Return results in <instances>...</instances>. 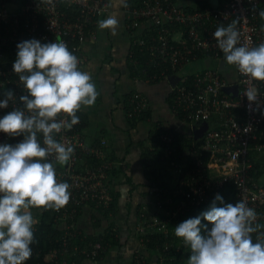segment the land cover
Returning a JSON list of instances; mask_svg holds the SVG:
<instances>
[{
	"label": "built area",
	"instance_id": "2783aa9c",
	"mask_svg": "<svg viewBox=\"0 0 264 264\" xmlns=\"http://www.w3.org/2000/svg\"><path fill=\"white\" fill-rule=\"evenodd\" d=\"M20 1L17 9H10L8 0H0V99L8 89H13L17 96V100L9 101L8 108L0 109V118L22 107L18 97L27 94L13 70L17 44L31 39L41 43L62 40L80 60L78 67L81 69L86 64L84 47L96 40L98 21L110 8L109 0ZM138 1L137 5L126 7V26L133 35L132 44L149 56V64L164 67L159 76L148 75L149 80L178 75L186 64L201 57L226 62L213 34L218 26H227L233 20L237 21L240 33L238 46L251 48L264 43V18L259 15L264 11V0H217L218 5L211 7L201 3L192 9L178 5L177 0ZM147 28L150 30L146 34ZM141 29L144 31L140 32ZM233 66L236 69L234 80H227L217 71H204L190 82L182 79L173 89L175 109L185 120L193 124L205 123L208 127L195 152V163L178 181V202H173L169 195H160L156 214H141L137 228L140 243L145 247L149 236L156 233L163 234L166 240L154 264H175L176 257L182 260L187 256L186 245L170 233L169 223L191 208L211 201L228 183L235 187L237 202L243 200L256 211L255 223L264 222V181L251 174H258L256 160L264 152L260 138L264 130V81L246 77ZM232 86H238L236 96L225 91ZM249 90L256 92L257 103L248 101L245 93ZM146 111L147 100L141 93L134 92L128 97V118L137 120ZM79 125L80 122L55 136L58 142L74 147L70 162L60 166L54 157L49 158L56 167L58 180L70 185L71 199L59 210V225L65 232L63 243L61 248L45 254L46 264H77L69 262L67 257L66 239L74 236L75 228L69 221L75 217L78 207L109 208L117 193L106 141L88 145ZM22 139L23 136L13 138L0 133V144L15 145ZM38 139L42 144V134H38ZM158 140L167 155L176 152L174 147L178 144L173 134L161 133ZM164 203L176 205L164 210ZM160 212H165L169 218L162 219ZM258 234L254 233L253 237ZM73 251L85 256V261H96L105 248L97 242L89 244V249L80 250L76 246ZM135 264L148 263L136 255Z\"/></svg>",
	"mask_w": 264,
	"mask_h": 264
},
{
	"label": "clouds",
	"instance_id": "9594fccd",
	"mask_svg": "<svg viewBox=\"0 0 264 264\" xmlns=\"http://www.w3.org/2000/svg\"><path fill=\"white\" fill-rule=\"evenodd\" d=\"M259 15L264 18V11ZM236 24L233 20L217 27L213 35L218 47L227 64L235 65L246 77L264 81V43L238 46ZM118 25L115 17L98 21L100 29H111L113 34ZM17 49L13 70L27 94L18 97L22 107L0 118V133L23 136L15 145L0 144V264H25L31 259L38 221L30 209L59 211L70 202V185L58 180L49 158L54 157L60 166L70 162L74 147L58 142L55 136L77 125V113L93 106L99 95L92 75L79 69L80 60L62 40L41 43L31 39L18 43ZM245 95L257 103L254 90ZM3 97L0 109L17 100L13 89ZM61 116L66 118L58 119ZM38 134H42L43 146ZM217 201L223 206H217ZM256 220V211L243 200L224 203L217 194L208 210L177 225L175 236L190 248L187 264H264V225ZM254 233H259L255 241Z\"/></svg>",
	"mask_w": 264,
	"mask_h": 264
},
{
	"label": "crops",
	"instance_id": "0c3cea01",
	"mask_svg": "<svg viewBox=\"0 0 264 264\" xmlns=\"http://www.w3.org/2000/svg\"><path fill=\"white\" fill-rule=\"evenodd\" d=\"M131 2L132 0H109V11L100 20L115 17L119 21L115 34L111 29H100L97 24L96 40L84 47L86 64L80 70L92 75L99 95L93 106L83 107L77 113L79 130L90 146L105 140L108 160L113 167H124L131 182H127L123 175L114 179L116 191L119 193L115 216L105 218L91 205L84 208L77 222L78 229L88 235L99 236L114 224L120 244L106 251L101 260H86L83 264H135L136 255L148 264L156 262L157 254L147 250L140 243L137 232L140 223L139 206L150 205L155 192L144 172L143 146L150 144L151 135L156 128L160 130L159 134L173 131L188 138L192 137L194 142L202 140L195 141L193 123H189L185 118L181 119L182 113L175 109L173 89L179 82L172 81V78L176 75L164 80H149L148 76L137 72V63L130 61L133 35L126 26V7L137 5L138 0L134 5ZM177 3L188 9L201 3L211 7L218 5L217 0H184V3L177 0ZM20 4V0H8L10 9H17ZM142 31L144 29L140 30ZM220 62L213 58L201 57L186 64L178 75L181 80L190 82L195 75L204 71H217L227 80H234L235 67L227 64V68L221 71ZM134 92L141 93L147 100V116L137 121L135 119L136 122H132L127 116V99ZM260 138L264 145V130ZM191 152L195 153V148L183 150L184 160L177 158L170 162L175 180L179 181L195 163ZM257 160V178L264 181V152L259 154ZM30 211L32 214L37 213L35 208ZM33 217L36 219L35 215ZM93 217L99 221L98 227H93Z\"/></svg>",
	"mask_w": 264,
	"mask_h": 264
},
{
	"label": "trees",
	"instance_id": "16d2710c",
	"mask_svg": "<svg viewBox=\"0 0 264 264\" xmlns=\"http://www.w3.org/2000/svg\"><path fill=\"white\" fill-rule=\"evenodd\" d=\"M137 0H132V4L136 3ZM139 2V1H138ZM150 30V28H147L145 30V33ZM145 36H148L146 35ZM130 61H134L139 66V71H137L141 75L145 76H152V75H160L162 69L164 67H156L152 64H149V56L145 53L141 52V48L132 45L131 48V54H130ZM131 63V62H130ZM141 71V72H140ZM147 116V113L143 114L141 119H144ZM181 119H184L183 114L180 116ZM140 119V120H141ZM136 122L134 119L132 122ZM163 131V130H161ZM160 130L156 128L153 131V135H151L150 138V144L143 146V163H144V172L147 177V179L152 183V185L155 188V192L153 193V205H141L139 206L138 212L139 217H141L142 213H145L147 216H152L154 213L156 214L157 208L156 204L160 198V195H169L173 202H178V197H176V189L178 187V180H175L173 177V167L170 166V162L177 160L175 157L178 155L179 151V159L184 160V154L183 150L187 148H195V151H198L199 142H194L193 138H188L183 135L177 134L173 131H169V133H172L175 138L177 139V147L176 152H174L173 155H167V153L164 151L162 144L159 143V136H160ZM156 143H159L156 145ZM195 144V145H194ZM196 153H191V158L194 159V155ZM190 158V157H189ZM86 161H89L90 159H85ZM257 164H258V160ZM256 164V166H257ZM189 164H187L188 166ZM260 166V165H259ZM257 178V175L254 174V172L251 173ZM259 174V172H258ZM111 175L113 178L118 179L121 175L126 177L127 182H131L127 171L124 169V167H114L111 171ZM219 195L223 197L224 203H233L235 204L237 202V196H236V190L232 183H228L224 185V187L219 192ZM118 198L119 193H116L114 195V202L110 205L109 208H98L96 209L101 215H103L105 218H110L111 216H115L117 213V206H118ZM215 200V197L211 201H209L206 204H202L200 206L191 208L188 212H186L184 215L179 216L177 219H175L173 222L169 223L168 227L170 230V233H174L175 235V227L179 225L181 222L189 219L194 218L196 216H199L202 212L209 209L213 201ZM217 206H223L220 204L219 201L216 202ZM176 203L173 205L168 204H162L164 210H171L174 208ZM36 209V208H35ZM84 208L78 207L77 213L75 214V217L72 219V221H69V224L74 223V236L72 238L67 237L66 241L68 242V249L69 254L67 255L69 262H75L77 264H83L85 261V256L81 254H74L73 248L78 247L80 250L83 249H89V244L94 243H101L102 246L105 248V252H102V254L97 258L96 261L101 260L106 251H108L112 247L119 246V236L117 228L114 224H111L107 231L99 236H92L84 233L83 231H80L77 227V222L79 220V217L82 215ZM37 213L33 214L36 216V220L38 223L34 226V243L31 245L32 247V257L28 261L25 262V264H46L47 261L45 259V254L52 250V249H59L61 248V245L63 243L62 237L64 236L65 232L62 230V227L59 225L61 222V219L59 218L61 215L59 211L55 210H44V209H36ZM160 217L164 220H167L169 217L166 216L165 212H160ZM202 223H207L206 221H202ZM93 227L99 226V221L93 217ZM261 225H264V222L259 223ZM211 224H208V229L210 230ZM262 232H264V228L261 229ZM255 235L253 237V240L256 239ZM178 238V237H177ZM181 239V238H178ZM165 238L163 234L156 233L152 236H149V242L146 244V248L149 251L155 252V254H160V251L163 248V245L165 243ZM188 254L185 258H178L176 257L175 264H187L188 256L190 255V248L186 245ZM178 258V259H177Z\"/></svg>",
	"mask_w": 264,
	"mask_h": 264
},
{
	"label": "water",
	"instance_id": "95a60500",
	"mask_svg": "<svg viewBox=\"0 0 264 264\" xmlns=\"http://www.w3.org/2000/svg\"><path fill=\"white\" fill-rule=\"evenodd\" d=\"M226 62H220V66H219V70H224L227 68L226 66ZM181 80V76L176 75L174 78H172V81L178 83ZM225 91L229 94H231L232 96H236L237 92H238V86H232V87H227L225 88ZM207 124L205 123H200V124H193V128H194V139L195 141L201 140L203 138V136L205 135V132L207 130Z\"/></svg>",
	"mask_w": 264,
	"mask_h": 264
},
{
	"label": "rangeland",
	"instance_id": "374dc122",
	"mask_svg": "<svg viewBox=\"0 0 264 264\" xmlns=\"http://www.w3.org/2000/svg\"><path fill=\"white\" fill-rule=\"evenodd\" d=\"M188 1V0H187ZM181 3H184V0H181ZM187 3V2H186ZM179 4H180V2H179ZM181 5V4H180ZM150 205H153V201L151 202V204Z\"/></svg>",
	"mask_w": 264,
	"mask_h": 264
}]
</instances>
